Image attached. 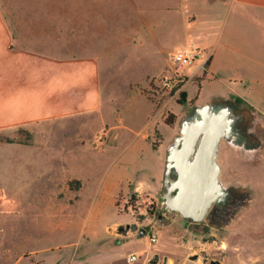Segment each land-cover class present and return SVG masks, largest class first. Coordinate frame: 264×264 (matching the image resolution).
Returning <instances> with one entry per match:
<instances>
[{
    "label": "rangeland",
    "instance_id": "obj_1",
    "mask_svg": "<svg viewBox=\"0 0 264 264\" xmlns=\"http://www.w3.org/2000/svg\"><path fill=\"white\" fill-rule=\"evenodd\" d=\"M136 1L156 24L154 40L21 42L60 55H96L102 107L0 132V264H129L131 256L137 261L130 264H146L147 258L150 264L156 254L159 264H169L164 250L174 248L177 264H253L264 252V153L256 164L235 167L234 173L252 185L254 200L221 231L193 234L180 215L166 212L162 197L163 159L197 102L239 94L251 103L244 108L264 121V66L257 60L264 48L262 30L234 13L226 20L221 11L211 15L213 0ZM185 2L195 3L201 18L189 34L177 21L163 23L172 16L167 7ZM115 12L121 18L132 13L127 19L135 24L129 3ZM218 43L216 73L205 68L206 53L199 52L184 80L163 82L176 68L173 53L205 45L214 52ZM178 83L182 86L174 92ZM230 156L233 147L222 142L220 157ZM141 229L144 237L138 236ZM213 236L215 242L206 243ZM195 255L198 260L191 259Z\"/></svg>",
    "mask_w": 264,
    "mask_h": 264
},
{
    "label": "crops",
    "instance_id": "obj_2",
    "mask_svg": "<svg viewBox=\"0 0 264 264\" xmlns=\"http://www.w3.org/2000/svg\"><path fill=\"white\" fill-rule=\"evenodd\" d=\"M125 3L135 8V24L131 16L127 19L132 13L115 17V10L123 9ZM167 10L172 16L163 23L177 21L176 26L187 33L201 19L193 2ZM207 10L211 15L221 11L224 20L233 13L251 19L262 30L264 41V0H213ZM155 28L136 0H0V132L93 113L102 107L101 67L96 55H60L25 46L22 41H150L157 37ZM102 30L108 32L107 37H102ZM219 45L209 53L206 45L192 50L206 53L204 62L209 61L212 75L216 73ZM223 48L227 50L225 45ZM257 60L264 66V48L258 50ZM237 96L224 99L237 102L239 108L251 107L249 101ZM257 119L264 126V121ZM179 134L180 130L175 136ZM166 163L164 158L163 169ZM167 235L175 243V237L168 231ZM164 251L169 264L170 258L177 264L173 255L176 248ZM253 264H264V252Z\"/></svg>",
    "mask_w": 264,
    "mask_h": 264
},
{
    "label": "water",
    "instance_id": "obj_3",
    "mask_svg": "<svg viewBox=\"0 0 264 264\" xmlns=\"http://www.w3.org/2000/svg\"><path fill=\"white\" fill-rule=\"evenodd\" d=\"M238 120L232 107L206 104L196 105L194 112L182 121L180 134L169 146L164 174L162 197L168 212H176L194 223L207 219L211 208L227 191L221 180L220 150L224 141L239 146ZM145 234L141 229L138 236ZM191 259L198 260V256ZM159 260L156 254L150 264H159ZM170 264L174 261L170 260Z\"/></svg>",
    "mask_w": 264,
    "mask_h": 264
},
{
    "label": "flooded vegetation",
    "instance_id": "obj_4",
    "mask_svg": "<svg viewBox=\"0 0 264 264\" xmlns=\"http://www.w3.org/2000/svg\"><path fill=\"white\" fill-rule=\"evenodd\" d=\"M219 107L230 106L234 114L239 118L237 123L238 147H233V156L228 158L219 157L222 167L221 180L227 191L224 196L211 208L207 219L201 223H194L191 220L181 218L182 224L193 234L209 235L212 229L221 231L231 226L242 213L250 207L254 200L253 188L250 182L234 173L237 165L256 164L264 153V126L257 119L255 114L248 108H239L237 104L230 100L219 99L212 103ZM195 107L191 110L190 116ZM187 116V117H188ZM166 212L172 217L178 216L176 212ZM158 221L164 225L162 216ZM186 243V240H184ZM214 236L207 239L206 243H214Z\"/></svg>",
    "mask_w": 264,
    "mask_h": 264
},
{
    "label": "built area",
    "instance_id": "obj_5",
    "mask_svg": "<svg viewBox=\"0 0 264 264\" xmlns=\"http://www.w3.org/2000/svg\"><path fill=\"white\" fill-rule=\"evenodd\" d=\"M172 57H173V62L176 68L172 71L170 76L165 77V79H163V82L166 85H170L171 82L175 78H179V81L184 80L185 68L190 67L195 64L198 58V52L192 51V50H180V51L175 52ZM157 241H158V238L156 236H153L151 238V242L153 244L156 243ZM136 261L137 259L135 256H131L128 259L129 263H135Z\"/></svg>",
    "mask_w": 264,
    "mask_h": 264
},
{
    "label": "trees",
    "instance_id": "obj_6",
    "mask_svg": "<svg viewBox=\"0 0 264 264\" xmlns=\"http://www.w3.org/2000/svg\"><path fill=\"white\" fill-rule=\"evenodd\" d=\"M209 61H207L206 62V64H205V68L207 67V66H209ZM182 86V83H179L178 84V86L175 88V91L174 92H176L177 90H179V88ZM186 99H187V92H185V91H183V92H181V99H180V102L181 103H185V101H186ZM174 115H170L167 119H166V123L169 125V126H172L173 124H174ZM117 204V203H116ZM117 206H118V204H117Z\"/></svg>",
    "mask_w": 264,
    "mask_h": 264
}]
</instances>
